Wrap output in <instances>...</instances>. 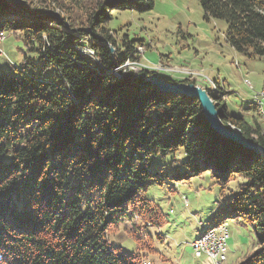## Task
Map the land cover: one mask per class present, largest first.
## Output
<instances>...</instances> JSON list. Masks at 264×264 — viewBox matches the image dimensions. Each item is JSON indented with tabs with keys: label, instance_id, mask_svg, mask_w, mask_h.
<instances>
[{
	"label": "trees",
	"instance_id": "1",
	"mask_svg": "<svg viewBox=\"0 0 264 264\" xmlns=\"http://www.w3.org/2000/svg\"><path fill=\"white\" fill-rule=\"evenodd\" d=\"M198 1L207 18L226 22L234 50L264 58V0ZM109 3L98 2L86 27L76 28L24 1L15 7L0 0V33H23L43 62L39 75L0 73V264H142L113 249L107 234L128 206L144 202L147 186L205 171L221 182L246 179L208 226L247 220L264 244V156L214 132L198 100L143 84L152 72L117 76L116 67L136 58L129 44L120 59L110 51ZM154 4L118 0L116 9L145 13ZM215 104L225 126L264 147L261 124ZM170 155L175 172L152 170L154 156ZM263 263L264 245L241 264Z\"/></svg>",
	"mask_w": 264,
	"mask_h": 264
},
{
	"label": "rangeland",
	"instance_id": "2",
	"mask_svg": "<svg viewBox=\"0 0 264 264\" xmlns=\"http://www.w3.org/2000/svg\"><path fill=\"white\" fill-rule=\"evenodd\" d=\"M6 1L15 7L24 1L76 28L86 27L98 2L110 1L104 8H109L106 12L111 16L105 30L116 44L112 55L120 59L129 44L136 58L116 67L117 76L122 77L118 70L129 65L138 68L139 75L150 71L172 81L194 84L217 95L213 101L221 102L220 110L225 108L227 115L258 122L264 128L258 113L249 109L253 102L261 110L260 102H255L257 96L262 97L264 107V58H250L234 50L226 39V22L207 18L198 0H155L154 8L145 13L118 10V0ZM0 36L4 37L0 42V73L12 76L18 74L17 70L27 69L40 74L43 62L29 50L23 33L7 30ZM85 40L80 43L84 45ZM44 75L48 77L52 71ZM176 156L184 160L182 150ZM173 159V155L166 159L154 156L151 168L173 173ZM245 183L246 179L238 176L221 182L205 171L188 181L151 184L141 194L144 202L128 206L129 215L112 228L107 241L116 251L139 257L142 264H203L191 244L205 234L213 215L226 209L227 202ZM218 225L216 229L224 226L230 233L224 264H241L264 245L250 221L228 220Z\"/></svg>",
	"mask_w": 264,
	"mask_h": 264
},
{
	"label": "water",
	"instance_id": "3",
	"mask_svg": "<svg viewBox=\"0 0 264 264\" xmlns=\"http://www.w3.org/2000/svg\"><path fill=\"white\" fill-rule=\"evenodd\" d=\"M110 51L111 53H114V49L112 47H110ZM143 84L156 87L161 93L179 95L185 99L198 100L206 121L214 132L227 140L239 144L259 157L264 156V147L245 138L238 129L225 126L222 123L218 106L214 103L209 92L194 84L170 82L166 78L160 77L156 74L148 77ZM143 84H139L138 87H141Z\"/></svg>",
	"mask_w": 264,
	"mask_h": 264
},
{
	"label": "built area",
	"instance_id": "4",
	"mask_svg": "<svg viewBox=\"0 0 264 264\" xmlns=\"http://www.w3.org/2000/svg\"><path fill=\"white\" fill-rule=\"evenodd\" d=\"M4 39L3 36H0V42ZM134 72L135 75H138V68L130 67L129 65H125L121 70H118V73L127 74ZM261 98V99H260ZM260 99V100H259ZM262 97L257 96L255 102L261 103V110H257L259 120L264 121V107L261 102ZM229 232V228H228ZM225 240V235H221L219 241H212L211 237L210 239L205 240V242L201 243H192V247L194 249L195 256L200 258L203 256H211L212 261H216L217 264L221 263V258H224L226 256L224 253H221V242ZM150 264V262H148Z\"/></svg>",
	"mask_w": 264,
	"mask_h": 264
},
{
	"label": "bare ground",
	"instance_id": "5",
	"mask_svg": "<svg viewBox=\"0 0 264 264\" xmlns=\"http://www.w3.org/2000/svg\"><path fill=\"white\" fill-rule=\"evenodd\" d=\"M86 53L89 54L91 57H94V53L92 51H88ZM259 105L261 106L260 103H259ZM219 229L220 230L216 229L215 226H209V228H207V231L205 232V234L202 237H200L199 239L195 240L194 243L205 242V240L210 239V237H211L212 241H219L220 236L225 235V240L223 242H221V253H224L226 255V246H227V243H229L227 241H228V239H230V233L228 232V229L225 228L224 226L220 227ZM208 257L211 258V256H208ZM227 258H228L227 255L224 256V258H221L220 264H224L225 262H227ZM224 260H225V262H224ZM214 263L217 264L216 261H214Z\"/></svg>",
	"mask_w": 264,
	"mask_h": 264
},
{
	"label": "crops",
	"instance_id": "6",
	"mask_svg": "<svg viewBox=\"0 0 264 264\" xmlns=\"http://www.w3.org/2000/svg\"><path fill=\"white\" fill-rule=\"evenodd\" d=\"M199 261H201V263L203 264H211V262L209 261V259L206 256H203L202 258H197Z\"/></svg>",
	"mask_w": 264,
	"mask_h": 264
}]
</instances>
